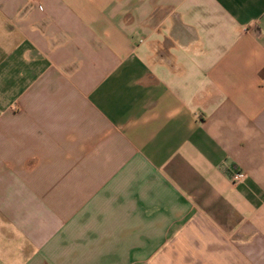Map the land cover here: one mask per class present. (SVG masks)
I'll list each match as a JSON object with an SVG mask.
<instances>
[{
	"label": "crops",
	"instance_id": "1",
	"mask_svg": "<svg viewBox=\"0 0 264 264\" xmlns=\"http://www.w3.org/2000/svg\"><path fill=\"white\" fill-rule=\"evenodd\" d=\"M158 262L264 264V0H0V264Z\"/></svg>",
	"mask_w": 264,
	"mask_h": 264
},
{
	"label": "built area",
	"instance_id": "2",
	"mask_svg": "<svg viewBox=\"0 0 264 264\" xmlns=\"http://www.w3.org/2000/svg\"><path fill=\"white\" fill-rule=\"evenodd\" d=\"M245 177H246L245 173H243V172H238V173H235V174H234V176H233V181H234L235 183H237V182H241V181H243V180L245 179Z\"/></svg>",
	"mask_w": 264,
	"mask_h": 264
},
{
	"label": "rangeland",
	"instance_id": "3",
	"mask_svg": "<svg viewBox=\"0 0 264 264\" xmlns=\"http://www.w3.org/2000/svg\"><path fill=\"white\" fill-rule=\"evenodd\" d=\"M155 264H163V262H158V263H155ZM172 264H179L178 262H175V263H172ZM190 264H201L200 262H190Z\"/></svg>",
	"mask_w": 264,
	"mask_h": 264
}]
</instances>
